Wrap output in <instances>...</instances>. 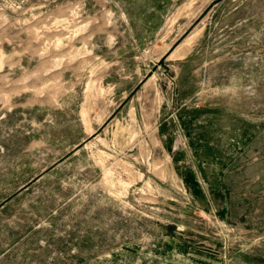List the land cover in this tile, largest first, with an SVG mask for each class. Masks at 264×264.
<instances>
[{
  "label": "rangeland",
  "instance_id": "obj_1",
  "mask_svg": "<svg viewBox=\"0 0 264 264\" xmlns=\"http://www.w3.org/2000/svg\"><path fill=\"white\" fill-rule=\"evenodd\" d=\"M0 264H264V0H0Z\"/></svg>",
  "mask_w": 264,
  "mask_h": 264
}]
</instances>
